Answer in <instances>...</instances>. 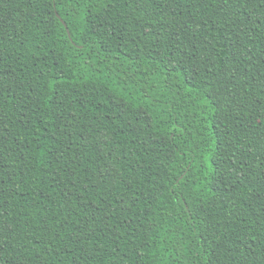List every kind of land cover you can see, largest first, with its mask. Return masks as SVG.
I'll list each match as a JSON object with an SVG mask.
<instances>
[{
    "label": "trees",
    "instance_id": "1",
    "mask_svg": "<svg viewBox=\"0 0 264 264\" xmlns=\"http://www.w3.org/2000/svg\"><path fill=\"white\" fill-rule=\"evenodd\" d=\"M264 0H0V264H264Z\"/></svg>",
    "mask_w": 264,
    "mask_h": 264
},
{
    "label": "snow or ice",
    "instance_id": "2",
    "mask_svg": "<svg viewBox=\"0 0 264 264\" xmlns=\"http://www.w3.org/2000/svg\"><path fill=\"white\" fill-rule=\"evenodd\" d=\"M225 2H226V0H225ZM262 86H264V85H262ZM259 102L261 104V107L264 108V95L261 96ZM261 195H264V192H262Z\"/></svg>",
    "mask_w": 264,
    "mask_h": 264
}]
</instances>
